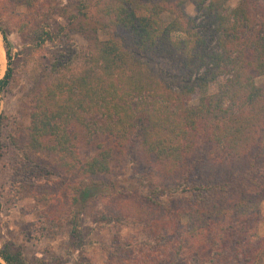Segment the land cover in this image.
Here are the masks:
<instances>
[{"label": "trees", "instance_id": "trees-1", "mask_svg": "<svg viewBox=\"0 0 264 264\" xmlns=\"http://www.w3.org/2000/svg\"><path fill=\"white\" fill-rule=\"evenodd\" d=\"M82 1L76 3L82 17L76 30L87 40L88 65L71 69L76 52L74 57L64 53L53 59L49 71V76L55 77L53 84L32 104L30 126L23 142L16 145L25 151L26 160L47 152L50 165L60 174L80 177L78 185L65 183L69 194L63 204L66 213L60 215L55 206L45 208L42 232L53 230L49 235L53 236L69 229L70 237L78 239L80 218L97 195L93 188L109 186L105 178L110 175L111 163L134 145L141 161L153 169L158 167L170 182L164 192H178L181 185L199 190L200 202L176 209L173 216L165 217L159 230L156 225L167 205L152 194L147 206L132 199H126L127 205L119 204L127 218L147 224L155 241L168 245L175 239L177 245L169 248L171 262L200 264L205 252L206 264H251L256 256L264 257V237L255 239V223L249 229L246 225L248 220H259L264 203V0H241L234 9L227 5L230 0H139L137 5L131 0ZM92 1L96 14L84 13ZM14 2H23L28 14L40 21L32 30L35 45L55 44L64 28L48 30L43 18L49 17L50 7L36 0ZM186 2L195 8L193 16L185 13ZM138 11L147 16L138 15ZM163 12L175 16L160 28L157 21ZM76 16L71 13L67 18L72 22ZM101 30L106 39H99ZM0 32L7 67L0 79L2 93L12 68L7 36ZM173 33L184 35V39H173ZM213 83L217 91L206 93ZM198 90V101L191 104ZM63 95L65 99L59 103L57 98ZM88 115H99L98 128L88 126ZM2 120L0 115V136ZM98 132L106 136L108 145L84 159L82 142ZM219 149L223 157L208 163L225 175L216 185L222 195L209 194L215 190L205 184L196 187L192 181L198 179V167L205 157ZM202 150L207 152L202 154ZM197 154L201 157H195ZM237 164L246 166L248 177L254 172L257 177L250 184L240 182L244 192L224 195L238 183L230 170ZM136 179L145 184L141 175ZM47 190L52 192L49 187ZM19 191L24 197H37L29 181ZM151 192L158 195L161 191L153 185ZM207 194L212 196L205 197ZM160 207L163 212H158ZM0 259L4 264H30L13 242L0 247Z\"/></svg>", "mask_w": 264, "mask_h": 264}, {"label": "rangeland", "instance_id": "rangeland-1", "mask_svg": "<svg viewBox=\"0 0 264 264\" xmlns=\"http://www.w3.org/2000/svg\"><path fill=\"white\" fill-rule=\"evenodd\" d=\"M36 1L44 3L51 9L49 17L43 18L44 23L48 25V30L55 32L59 27L64 28L55 44L46 42L43 46H36L33 42L32 30L40 26V21L28 14V8L23 2L14 4V0H0V30H3L7 36L12 68L9 84L0 93V115L3 116L0 136L2 143L0 150V247L6 242H13L22 248L24 257L30 264H184L181 260L171 262L169 248L172 244L177 245L175 239L174 243L168 245L163 240L155 241L150 236L147 224L143 225L127 218V213L121 211L122 207H119V204L125 203L126 199H132L147 206L148 195L152 194L167 205L160 222L156 225L159 230L163 228L167 220L165 217L173 216L176 209L191 207L193 203H199L201 200L198 197L199 190L194 192L193 189L181 185L178 192H164L168 190L170 182L165 180L163 174H160L158 167L153 169L148 166L149 164L141 161L136 146L132 147L134 145L127 149L120 160L117 159L111 163L110 175L105 178L109 189L107 187V190H103L102 186L93 188L97 195L89 200L88 211L84 212L80 218L78 239L70 237L69 229L53 236H49L53 230L44 232L46 235L42 232L41 216L45 208L55 206L60 209L58 212L60 215L66 213L63 204L66 203L69 194L65 183L78 185L81 182L80 177L60 174L57 168L50 165L51 156L47 152L31 156L30 160H26L25 151H19L16 145L23 142V136L30 126L32 104L37 97L44 96L46 88L53 84L55 77L49 76L50 63L57 55L65 53L67 56H72L76 52L77 55L72 61L71 69H83L88 65L86 53L89 46L87 40L76 30V24L82 20L81 15L78 14L79 9L76 8L79 0L76 2L74 0ZM85 1L87 0L82 2L85 3ZM130 2L132 5L140 3L139 0ZM240 2L241 0H230L227 5L230 9H234ZM94 6L95 1H92L91 6L89 4V8L83 9V12L90 15L96 14ZM65 7L67 9L64 10ZM184 7L186 14L190 16L195 14L194 6L189 2H186ZM252 9L257 10L253 6ZM71 13L77 15L72 22L67 18ZM137 14L147 16L142 11H138ZM174 16L168 12L161 13L158 16V26L166 27L174 20ZM256 16V20L261 21V18ZM117 34L122 33L117 32ZM98 36L100 40L108 37L102 30L98 32ZM172 38L182 41L184 35L173 33ZM0 43L5 58L4 68L0 71V79H2L7 67L1 32ZM216 91L217 84L213 83L208 86L206 93L212 94ZM199 96L198 90L192 96L191 104H196ZM64 99L63 95L57 98V101L61 103ZM99 118V115H88L85 119L89 123L88 126L98 128L101 124ZM108 141L104 134L95 133L89 140L82 142V157L87 159L97 154L108 145ZM205 152L207 151L202 150V154ZM197 155L195 157H201ZM222 157L223 152L220 149L219 152L205 157L198 167L201 170L198 179H192L196 182V187L205 184V188L210 191L215 190L209 194L216 192L222 195L223 192L219 191L216 185L223 182L225 175L221 174L220 169L211 168L208 163ZM230 167V170L234 171L240 180L238 179L237 184L228 188L224 195L244 192L240 182L250 184L254 182L251 180L257 177V172L251 173L248 177L244 164ZM256 167L257 165L255 169ZM140 175L145 181L144 185L136 182V177ZM25 181L32 183L34 189L37 190L36 199L32 196L24 197L19 191ZM88 181L84 179L85 183ZM153 185L160 188V194L156 195L151 192ZM42 186L45 188L42 189ZM48 187L52 189V192L47 190ZM43 190L51 193L46 194ZM52 193L53 197L50 196ZM209 194L205 197L212 196ZM161 210L160 207L158 212ZM105 216L113 217V219H105ZM258 219L257 221H246L248 229L255 223V239L264 237V203L260 205ZM175 229L176 227L174 231ZM206 256L207 252L201 255L200 264H206L204 260ZM251 264H264V257L256 256Z\"/></svg>", "mask_w": 264, "mask_h": 264}, {"label": "bare ground", "instance_id": "bare-ground-1", "mask_svg": "<svg viewBox=\"0 0 264 264\" xmlns=\"http://www.w3.org/2000/svg\"><path fill=\"white\" fill-rule=\"evenodd\" d=\"M4 61H5L4 52H3L2 45L0 43V71H2L4 68V63H3Z\"/></svg>", "mask_w": 264, "mask_h": 264}, {"label": "water", "instance_id": "water-1", "mask_svg": "<svg viewBox=\"0 0 264 264\" xmlns=\"http://www.w3.org/2000/svg\"><path fill=\"white\" fill-rule=\"evenodd\" d=\"M0 262L2 263V264H4L3 262H2V260L0 259Z\"/></svg>", "mask_w": 264, "mask_h": 264}]
</instances>
